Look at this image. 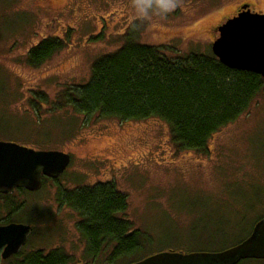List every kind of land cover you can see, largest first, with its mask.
Returning a JSON list of instances; mask_svg holds the SVG:
<instances>
[{"label":"rangeland","instance_id":"rangeland-1","mask_svg":"<svg viewBox=\"0 0 264 264\" xmlns=\"http://www.w3.org/2000/svg\"><path fill=\"white\" fill-rule=\"evenodd\" d=\"M240 1L176 0L173 11L146 19L135 14L137 0H0V140L71 156L58 179L20 197L27 205L12 221L33 228L26 250L61 247L75 256L70 264H106L112 247L84 257L81 218L57 202L58 184L111 183L127 203L116 215L147 240L140 252L147 256L222 250L249 235L264 216V84L201 153L179 150L159 118L92 120L30 103L38 91L51 102L61 87L88 82L93 61L120 47L130 30L168 56L211 51L221 15ZM253 1L264 10V0ZM47 37L61 39L63 48L28 65V50Z\"/></svg>","mask_w":264,"mask_h":264},{"label":"trees","instance_id":"trees-1","mask_svg":"<svg viewBox=\"0 0 264 264\" xmlns=\"http://www.w3.org/2000/svg\"><path fill=\"white\" fill-rule=\"evenodd\" d=\"M137 37V31L130 30L120 47L96 58L88 82L61 87L51 102L38 91L31 105L46 103L52 110L70 108L88 119H117L121 123L159 118L168 125L179 150L201 153L206 152L211 135L236 119L264 84L259 74L228 68L207 49L168 56L162 48L140 43ZM61 48V39L44 38L28 50L26 62L38 67ZM47 180L44 178L43 184ZM57 191V202L81 218L77 229L85 258L98 257L108 247L112 250L103 262L106 264L118 259L131 264L147 256L141 254L147 240L139 238L132 222L116 215L125 211L127 203L111 183L71 189L58 184ZM32 193L18 188L12 194H0V214L5 213L0 215V224L11 222L24 211L27 200L20 197ZM74 258L61 247L47 252L23 247L1 264H70ZM249 260L253 258L236 264Z\"/></svg>","mask_w":264,"mask_h":264},{"label":"water","instance_id":"water-1","mask_svg":"<svg viewBox=\"0 0 264 264\" xmlns=\"http://www.w3.org/2000/svg\"><path fill=\"white\" fill-rule=\"evenodd\" d=\"M211 52L225 66L259 74L264 80V14L249 10L218 27ZM71 161L69 153L40 150L0 140V194L23 188L38 191L43 179L59 178ZM32 226L22 222L0 224V264L27 243ZM253 258L264 260V216L240 242L217 251H160L131 264H236Z\"/></svg>","mask_w":264,"mask_h":264},{"label":"clouds","instance_id":"clouds-1","mask_svg":"<svg viewBox=\"0 0 264 264\" xmlns=\"http://www.w3.org/2000/svg\"><path fill=\"white\" fill-rule=\"evenodd\" d=\"M177 7L176 0H137L136 15L151 19L152 15L165 16Z\"/></svg>","mask_w":264,"mask_h":264},{"label":"flooded vegetation","instance_id":"flooded-vegetation-1","mask_svg":"<svg viewBox=\"0 0 264 264\" xmlns=\"http://www.w3.org/2000/svg\"><path fill=\"white\" fill-rule=\"evenodd\" d=\"M248 10L252 13H263L264 14V10L257 7L256 3L253 0H241L238 4L234 5L231 11H226L224 14L221 15L222 17L214 29L218 33V27L221 24H223L227 19L233 18L237 16L239 13L243 11H248Z\"/></svg>","mask_w":264,"mask_h":264}]
</instances>
